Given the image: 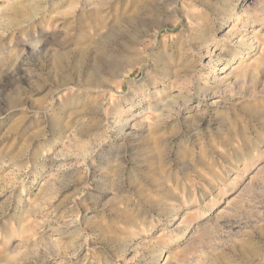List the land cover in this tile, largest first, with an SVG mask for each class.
<instances>
[{
	"label": "rangeland",
	"instance_id": "1",
	"mask_svg": "<svg viewBox=\"0 0 264 264\" xmlns=\"http://www.w3.org/2000/svg\"><path fill=\"white\" fill-rule=\"evenodd\" d=\"M0 264H264V0H0Z\"/></svg>",
	"mask_w": 264,
	"mask_h": 264
},
{
	"label": "bare ground",
	"instance_id": "2",
	"mask_svg": "<svg viewBox=\"0 0 264 264\" xmlns=\"http://www.w3.org/2000/svg\"><path fill=\"white\" fill-rule=\"evenodd\" d=\"M10 7H12V6H10ZM10 10H11V8H9ZM213 56V55H212ZM62 60H63V58H62V56L61 55H57L56 57H55V59H54V66L57 68V70L58 69H61L63 66H62ZM212 60V59H211ZM110 61V60H109ZM210 63V62H209ZM211 63H212V61H211ZM210 63V64H211ZM209 65V64H208ZM108 66H110L111 68H112V70H111V77H113V78H116V75H118V72H120V71H122V70H124V67H123V64L121 63V62H118V61H116V62H112V64L111 65H108ZM213 66H211V68H212ZM214 69V68H213ZM224 69V68H223ZM110 71V70H109ZM108 71V72H109ZM99 84H100V82H99ZM172 87V86H171ZM165 89L167 88L168 90L170 89V86H168V87H164ZM159 112V111H158ZM165 116L163 115V113L162 112H160V113H157L156 114V117L154 118V122H153V124H151V125H149V126H147V129H146V132L148 133V136L149 137H151L152 136V133L153 134H157L158 132H159V127L164 123V121H165ZM159 125V127H157ZM145 129V128H144ZM151 134V135H150Z\"/></svg>",
	"mask_w": 264,
	"mask_h": 264
}]
</instances>
